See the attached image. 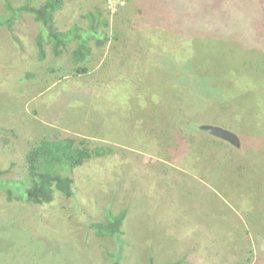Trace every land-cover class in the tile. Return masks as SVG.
I'll list each match as a JSON object with an SVG mask.
<instances>
[{"label": "rangeland", "instance_id": "1", "mask_svg": "<svg viewBox=\"0 0 264 264\" xmlns=\"http://www.w3.org/2000/svg\"><path fill=\"white\" fill-rule=\"evenodd\" d=\"M6 1L43 0H0V15ZM99 7L108 40L82 62L33 13L0 28V177L23 179L43 135L114 148L32 200L0 191V264H111L91 223L122 210L124 264H264V0H64L54 29Z\"/></svg>", "mask_w": 264, "mask_h": 264}, {"label": "trees", "instance_id": "2", "mask_svg": "<svg viewBox=\"0 0 264 264\" xmlns=\"http://www.w3.org/2000/svg\"><path fill=\"white\" fill-rule=\"evenodd\" d=\"M64 0H43L39 7H33L29 3L12 6L5 2V8L9 13L0 15V28H12V24L22 13H33L41 22L42 31L50 35L59 45L74 41L76 49L74 59L83 61L91 53V40L97 45L103 46L108 40L106 28L109 26V18L103 15L102 9L88 11L84 17L86 27L75 24L68 31L54 29L52 14L62 8ZM15 39L18 41L17 37ZM42 34H38L39 46L42 45ZM41 59L46 54L39 52ZM87 68L78 67V73L87 72ZM114 152L112 145L93 143L87 136L58 132L43 135L36 141L26 154V175L21 180L5 179L0 177V191L8 200H32L53 186L54 179L69 178V173L75 168L84 165L91 159L103 157ZM1 175V171H0ZM127 211L118 213L109 211L106 220L93 221L91 227L98 235L109 236L113 240L114 247L106 253L111 264H124V251L127 246L123 224ZM149 264H178L174 261L157 263L150 258Z\"/></svg>", "mask_w": 264, "mask_h": 264}, {"label": "crops", "instance_id": "3", "mask_svg": "<svg viewBox=\"0 0 264 264\" xmlns=\"http://www.w3.org/2000/svg\"><path fill=\"white\" fill-rule=\"evenodd\" d=\"M92 46V45H91ZM98 47H102V45L101 46H99V45H97ZM92 53H93V47H92V50H91V53H90V55L88 56V57H86L85 58V60H88V58L92 55ZM84 60V61H85ZM82 62V61H81ZM52 85V84H51ZM100 99H97V101H99ZM101 102H103L102 104H105L104 105V109H102L101 111H99L100 112V114H102V115H104V114H113V115H116V116H118L120 113H122V112H124V113H126V111H127V109H125V110H121V109H119L118 107L116 108V110L115 111H113V109L111 108V103H107V102H105V101H101ZM100 102H98V104H99ZM109 105L110 106V110H109V112L107 111V108H106V105ZM83 105H86V104H84L83 103ZM89 106H91L90 105V103L88 104ZM87 105V106H88ZM97 107H99V105H97ZM109 115H108V117H107V119H106V123H102V122H100V121H98V120H94V122H95V124H96V127H98V128H103V129H106V130H108L109 128H110V126H109V122H110V120H109ZM108 131H111V130H108ZM101 133H98V132H95L94 133V136H98V135H100ZM112 140H114L113 138H112ZM224 245H229V244H224ZM239 245V244H238ZM233 247H236V246H233ZM232 247V248H233ZM219 248H223V249H227V248H229V247H227V246H221V247H217V249H219ZM237 248V247H236ZM240 248V247H239ZM239 255H241L242 253H238ZM213 255V254H212ZM220 256V253L219 252H217L216 253V257H219ZM176 259H174L173 261H175ZM219 260H224V259H219Z\"/></svg>", "mask_w": 264, "mask_h": 264}, {"label": "water", "instance_id": "4", "mask_svg": "<svg viewBox=\"0 0 264 264\" xmlns=\"http://www.w3.org/2000/svg\"><path fill=\"white\" fill-rule=\"evenodd\" d=\"M201 128L206 132L218 138L226 140L235 146H239L241 143L239 136L234 131L227 129L225 127L213 125V124H203Z\"/></svg>", "mask_w": 264, "mask_h": 264}]
</instances>
